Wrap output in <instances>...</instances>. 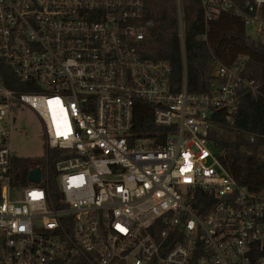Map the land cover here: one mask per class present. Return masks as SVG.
Wrapping results in <instances>:
<instances>
[{"label": "built area", "instance_id": "1", "mask_svg": "<svg viewBox=\"0 0 264 264\" xmlns=\"http://www.w3.org/2000/svg\"><path fill=\"white\" fill-rule=\"evenodd\" d=\"M147 3L0 0V264H264V191L241 186L209 139L258 82L246 57L213 58L208 91L191 93L182 49L178 88L171 63L142 51L158 25ZM198 3L205 26L230 11L264 43V0ZM140 105L152 120L137 134ZM24 108L44 154L16 183Z\"/></svg>", "mask_w": 264, "mask_h": 264}, {"label": "trees", "instance_id": "2", "mask_svg": "<svg viewBox=\"0 0 264 264\" xmlns=\"http://www.w3.org/2000/svg\"><path fill=\"white\" fill-rule=\"evenodd\" d=\"M244 1L241 0V3ZM147 5L149 16L158 25L148 34L142 51L149 59L171 63L178 88H181L184 78L182 49L185 53L187 89L191 93L208 91L211 59L231 64L241 56L247 58V75L258 82L259 93L256 96L243 95L234 124L227 123L220 115L217 128L211 132L209 139L220 153L224 167L241 186L253 192L264 191V43L250 38L243 21L232 12L220 13L205 26L198 0H182V47L175 0H148ZM151 120L149 108L140 105L135 114V132L145 133L151 126ZM251 135L255 136L253 143L249 141ZM42 162L41 159L14 160L16 183L31 166H40ZM50 182V186H57L53 172Z\"/></svg>", "mask_w": 264, "mask_h": 264}, {"label": "rangeland", "instance_id": "3", "mask_svg": "<svg viewBox=\"0 0 264 264\" xmlns=\"http://www.w3.org/2000/svg\"><path fill=\"white\" fill-rule=\"evenodd\" d=\"M16 117L17 131L12 137L13 155L21 159L41 157L44 154L45 137L39 119L28 108L19 111Z\"/></svg>", "mask_w": 264, "mask_h": 264}, {"label": "water", "instance_id": "4", "mask_svg": "<svg viewBox=\"0 0 264 264\" xmlns=\"http://www.w3.org/2000/svg\"><path fill=\"white\" fill-rule=\"evenodd\" d=\"M25 176H27V173H25ZM28 177L33 182L38 183L40 181V178H41V171L39 169L32 171L31 173H29Z\"/></svg>", "mask_w": 264, "mask_h": 264}]
</instances>
